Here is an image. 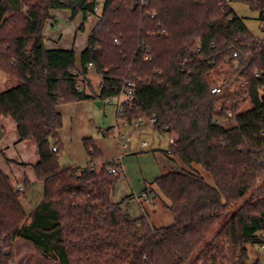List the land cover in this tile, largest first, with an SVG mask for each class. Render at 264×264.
I'll return each mask as SVG.
<instances>
[{"label": "trees", "instance_id": "obj_1", "mask_svg": "<svg viewBox=\"0 0 264 264\" xmlns=\"http://www.w3.org/2000/svg\"><path fill=\"white\" fill-rule=\"evenodd\" d=\"M231 1L255 12L264 32V0H103L97 17L96 0H0V72L9 85L0 117L15 123L18 142L36 145L42 185L27 215L0 170V264H14L17 240L53 264H246V247L264 232V37L249 33ZM54 10L80 15V31L96 17L78 66L72 49L45 48ZM89 71L99 77L97 95ZM221 71L245 85L211 95L208 76ZM126 83L134 99L118 120L153 117L156 132L175 136L170 155L185 167L153 182L168 202L167 227L132 218L128 198L112 202L121 171L91 138L82 141L83 168L59 164L58 107L115 98Z\"/></svg>", "mask_w": 264, "mask_h": 264}, {"label": "crops", "instance_id": "obj_2", "mask_svg": "<svg viewBox=\"0 0 264 264\" xmlns=\"http://www.w3.org/2000/svg\"><path fill=\"white\" fill-rule=\"evenodd\" d=\"M56 11H66L67 18L70 17L68 10L51 11V18L45 23L43 35L45 39L52 41V44H45V48L70 50L72 48L59 46L61 35L57 37L47 31L56 22L54 19V12ZM7 16L6 13L3 19H6ZM94 22L90 24V28ZM85 46L86 44L79 51L78 56ZM94 101L65 104L58 107L62 121V127L58 132V140L62 148L59 158L60 166L63 168H83L86 165L87 156L82 141L91 138L100 151L103 160L115 162L121 171L111 195L112 202L120 203L128 198L124 202L123 208H127L132 218L144 216L148 223L155 228L171 225L172 218L166 208L168 202L156 190L153 182L160 176L185 167L177 157L166 155V151L161 150L159 145L155 144L154 146L153 143L150 148L141 146L142 143H146L143 139L145 132L152 130L151 128L134 132L119 121L122 126L121 129L117 128L114 131L110 129L104 132L101 138L94 136L96 128L92 107ZM95 104L100 105L98 102ZM0 129L3 131V137L0 140V170L8 177L13 187L17 185L22 187L19 192V200L24 212L29 215L42 199V185L36 180L33 171V166L38 162L36 145L31 141L18 142L16 125L9 118L0 117ZM118 134L129 137V145L123 151L117 145L116 136ZM174 137L173 134L169 135V138L174 139ZM193 168L207 183L212 184L209 175L199 167L194 166ZM19 252H23L24 257L17 256L16 259L26 264L31 260L41 262V264H53L45 258L39 257L32 246L20 240L16 242L15 255Z\"/></svg>", "mask_w": 264, "mask_h": 264}, {"label": "rangeland", "instance_id": "obj_3", "mask_svg": "<svg viewBox=\"0 0 264 264\" xmlns=\"http://www.w3.org/2000/svg\"><path fill=\"white\" fill-rule=\"evenodd\" d=\"M102 1L103 0H96V3H97L96 17L100 14ZM228 5H229V8L238 17H241L243 19L244 24L246 25L249 33L253 37L255 38L264 37V32L261 31V25L256 20L257 14L255 12H252L248 8L247 5L240 3V2L231 1L228 3ZM65 14H67L66 11L54 12V15H55L54 19L56 20V22L53 25V27L48 29L47 31H49L50 33H52L53 35L57 37L59 35L62 36L59 46H66L68 48H72L76 54L75 55L76 65H79L78 53L86 44L87 37L91 29L90 24L96 20V17H90L88 21L83 24V30L80 31V30H77V27L82 22L80 16H76L75 18L71 19L70 17L67 18ZM44 43L46 45H49V44H52V41L45 39ZM217 76L223 81H230V80L235 79L234 77L232 78L230 74L226 75L224 71L219 72ZM88 79L90 81L91 89L93 90L94 94L97 95L99 91V77L96 74H94L93 71H89ZM6 84H7L6 76L2 72H0V92H3L6 88L9 87V85L7 86ZM95 102L100 103V105L95 104ZM115 104H116V99L114 98L111 99V103L108 102V99H102V100H97V101L92 102L94 119H95V124H96V128L94 130V136L96 137L98 136L99 138H101L104 132L109 131L110 129L114 131L115 129L122 127L117 118ZM246 107L247 105H245V107L243 108L245 109ZM218 122L222 124L225 123V121L223 120H218ZM227 123L229 122L227 121ZM143 139L145 140L147 147L149 148L151 147V144L153 143H154V146L155 144L159 145L160 146L159 148L163 151H167L169 147V134L167 133H158L152 129V130H148L145 132V136L143 137ZM0 154H1V151H0ZM16 242L14 244V250H13V258H14L13 261H14V264H19L21 260L18 261L16 257L17 256L24 257V256H23V252H19L17 253V255H15ZM246 248H247V255H248L246 264H264V232L260 233V244H256L253 246H247ZM38 256L42 257L39 253H38ZM20 264H26V263L21 261ZM28 264H41V262H38V261L34 262L33 260H31ZM190 264L192 263L190 262ZM220 264H222V262H220Z\"/></svg>", "mask_w": 264, "mask_h": 264}, {"label": "built area", "instance_id": "obj_4", "mask_svg": "<svg viewBox=\"0 0 264 264\" xmlns=\"http://www.w3.org/2000/svg\"><path fill=\"white\" fill-rule=\"evenodd\" d=\"M94 11L96 12V8L94 9ZM260 39V38H259ZM233 57H235V54H233ZM87 69H91V65L88 64L86 66ZM245 82H238L237 79L235 78L234 80H230V81H223L222 79H220L216 74H210L208 76V87H209V93L213 96L216 97H221L225 94H231L234 91H236V89L238 87L244 86ZM113 99V98H111ZM111 99H108V102L111 103ZM114 99H116V113L117 116L121 115V112L123 110V108H125V106H131L133 103V99H134V95H133V90H132V85L130 83H126L125 87L123 88V90L121 91V93L115 97ZM249 107V105H247V107L245 109H247ZM217 111L219 112V109H217ZM228 118L231 117V114L227 115ZM123 125L127 126L129 128L130 131H142V130H146V129H153L156 120L153 117L150 116H141L138 117L137 119L131 121L130 123H125L122 122ZM116 141H117V145L118 148L123 151L124 149H126L129 145V137L128 135H117L116 136ZM173 143V138H169V145ZM142 147L146 148L147 144L146 143H142L141 144ZM52 152H56V148L53 147L52 148ZM166 155H170V150L169 148L166 151ZM113 173V171H111ZM14 190L19 193L22 190V187L20 185H17L14 187Z\"/></svg>", "mask_w": 264, "mask_h": 264}, {"label": "water", "instance_id": "obj_5", "mask_svg": "<svg viewBox=\"0 0 264 264\" xmlns=\"http://www.w3.org/2000/svg\"><path fill=\"white\" fill-rule=\"evenodd\" d=\"M3 137V131L0 129V140L2 139Z\"/></svg>", "mask_w": 264, "mask_h": 264}]
</instances>
